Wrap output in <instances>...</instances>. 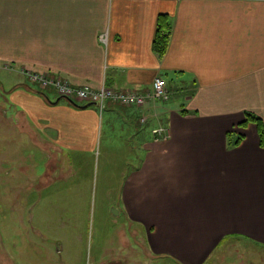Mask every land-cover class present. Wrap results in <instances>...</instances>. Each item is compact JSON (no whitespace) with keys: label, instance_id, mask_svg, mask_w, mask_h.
Segmentation results:
<instances>
[{"label":"crops","instance_id":"0c3cea01","mask_svg":"<svg viewBox=\"0 0 264 264\" xmlns=\"http://www.w3.org/2000/svg\"><path fill=\"white\" fill-rule=\"evenodd\" d=\"M161 15L172 25L164 56ZM0 67L137 93L162 78L171 92L101 110L0 80V264L73 263L63 239L48 241L55 220L73 226L48 192L96 153L157 259L217 263L236 239L264 244V145L255 121L241 125L251 113L264 127V0H0Z\"/></svg>","mask_w":264,"mask_h":264},{"label":"rangeland","instance_id":"374dc122","mask_svg":"<svg viewBox=\"0 0 264 264\" xmlns=\"http://www.w3.org/2000/svg\"><path fill=\"white\" fill-rule=\"evenodd\" d=\"M0 80L5 84L9 83V87L19 81H25L33 88L40 87L36 83L26 81L23 76L19 77L12 67H0ZM0 90L3 93L1 85ZM47 93L53 96L51 92ZM3 96L0 92V100L4 99ZM94 155L95 159H92L91 155H83L85 160L80 162L81 166L76 170L75 179L49 190L48 195L56 196L57 202L60 197L63 199V208L66 209H63L64 220L65 217H73V226L64 228V231L56 230L55 224L58 220H55L56 231L53 230L51 235H47L49 243L51 239H63L66 247H71V250H66L64 257H72V264H178L172 260L157 259L149 253L145 234L130 224L120 207L119 196L116 195L119 189L118 172L114 175L112 171L103 170L98 164L97 153ZM43 171L35 169L33 173L39 175ZM107 172H111V176H106ZM111 190L114 194L110 198ZM45 207L53 214L58 212L49 204H45ZM70 209L74 210L73 216H66L67 213L70 214ZM236 241L223 253L229 257L226 256L224 261L208 264H264V244L244 238ZM45 261L48 264H60L58 260ZM61 263L65 264V261Z\"/></svg>","mask_w":264,"mask_h":264},{"label":"built area","instance_id":"2783aa9c","mask_svg":"<svg viewBox=\"0 0 264 264\" xmlns=\"http://www.w3.org/2000/svg\"><path fill=\"white\" fill-rule=\"evenodd\" d=\"M102 40H106L105 35H102ZM21 72L31 82L40 85L44 89L55 91L62 98L77 104H95L101 110L105 109L109 102L142 107L151 100L166 102L171 97L167 82L162 78H156L150 90L144 93H137L133 90H118L105 83L99 88H94L90 85L74 86L69 79L49 72L29 69H22ZM167 130L168 128L161 126L155 129L154 133L159 135V137H166Z\"/></svg>","mask_w":264,"mask_h":264},{"label":"trees","instance_id":"16d2710c","mask_svg":"<svg viewBox=\"0 0 264 264\" xmlns=\"http://www.w3.org/2000/svg\"><path fill=\"white\" fill-rule=\"evenodd\" d=\"M171 34H172V25L170 23L169 16L161 15L159 18L158 32L154 40V50L160 56H164L165 53L167 52L168 46L170 44ZM251 121H255L258 124L261 143L262 145H264V127L261 118H259L254 114L249 113L247 115L246 121H244L241 125L245 126ZM241 139L242 136L240 135L239 138L235 141V144H239Z\"/></svg>","mask_w":264,"mask_h":264},{"label":"water","instance_id":"95a60500","mask_svg":"<svg viewBox=\"0 0 264 264\" xmlns=\"http://www.w3.org/2000/svg\"><path fill=\"white\" fill-rule=\"evenodd\" d=\"M90 105H93V104H88V105H86V106H90Z\"/></svg>","mask_w":264,"mask_h":264}]
</instances>
